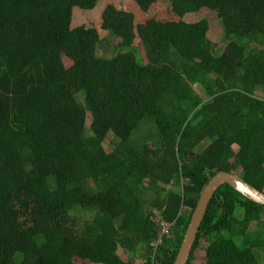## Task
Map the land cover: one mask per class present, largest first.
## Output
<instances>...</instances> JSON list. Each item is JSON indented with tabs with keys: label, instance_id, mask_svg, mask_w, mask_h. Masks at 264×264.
Returning <instances> with one entry per match:
<instances>
[{
	"label": "trees",
	"instance_id": "trees-1",
	"mask_svg": "<svg viewBox=\"0 0 264 264\" xmlns=\"http://www.w3.org/2000/svg\"><path fill=\"white\" fill-rule=\"evenodd\" d=\"M122 1L0 0V264H174L212 176L264 193V0ZM187 264H264V206L221 186Z\"/></svg>",
	"mask_w": 264,
	"mask_h": 264
},
{
	"label": "water",
	"instance_id": "water-1",
	"mask_svg": "<svg viewBox=\"0 0 264 264\" xmlns=\"http://www.w3.org/2000/svg\"><path fill=\"white\" fill-rule=\"evenodd\" d=\"M223 185L230 186L245 199L264 206V193L246 183L240 175L230 174L224 171L216 173L210 178L200 194L174 264L188 263L209 204L217 190Z\"/></svg>",
	"mask_w": 264,
	"mask_h": 264
},
{
	"label": "rangeland",
	"instance_id": "rangeland-1",
	"mask_svg": "<svg viewBox=\"0 0 264 264\" xmlns=\"http://www.w3.org/2000/svg\"><path fill=\"white\" fill-rule=\"evenodd\" d=\"M108 5H113L117 8L120 9H125V10H129V11H133L135 13H137V17H136V25L137 24H143L145 23L148 19L149 16L145 13H143L138 5L134 4L133 2L127 1V2H123L122 0H100L99 4L97 5V7L92 10V11H83V13H81V18L84 20V22H89V23H99L101 20V16L102 13L104 11V9L106 8V6ZM183 21L188 23V24H196V23H200L202 21H206L208 24V33L207 36L209 38L210 41L215 42L216 44H218V48H217V52L216 55H220L221 52L224 50V48L227 45V42H225L223 40V31H222V27L220 24V21L217 17V14L215 12H210L209 10H201L197 13H193V14H188L186 16H184ZM143 50V49H142ZM104 51H100V53H98L99 55H103ZM139 54V52H138ZM194 88H196V86H194ZM256 96L261 98L264 97V89L259 88L256 92ZM202 99H204L205 97L203 96V94L201 95ZM88 124H90V115L88 114ZM207 144H203L202 146H200L199 151H202L203 149H205ZM106 149L109 150V148ZM119 254L124 258V254L122 251L119 250ZM195 256H197L198 258H201L204 256V251H202L201 247L196 251ZM74 262L76 264H84L82 262H79L74 260ZM86 264V263H85ZM88 264V263H87Z\"/></svg>",
	"mask_w": 264,
	"mask_h": 264
},
{
	"label": "built area",
	"instance_id": "built-area-1",
	"mask_svg": "<svg viewBox=\"0 0 264 264\" xmlns=\"http://www.w3.org/2000/svg\"><path fill=\"white\" fill-rule=\"evenodd\" d=\"M169 228H167L166 226L163 228L162 230V234H167L168 233Z\"/></svg>",
	"mask_w": 264,
	"mask_h": 264
},
{
	"label": "crops",
	"instance_id": "crops-1",
	"mask_svg": "<svg viewBox=\"0 0 264 264\" xmlns=\"http://www.w3.org/2000/svg\"><path fill=\"white\" fill-rule=\"evenodd\" d=\"M135 4V3H134ZM137 5V4H136ZM125 10V9H124ZM83 18V17H82Z\"/></svg>",
	"mask_w": 264,
	"mask_h": 264
}]
</instances>
